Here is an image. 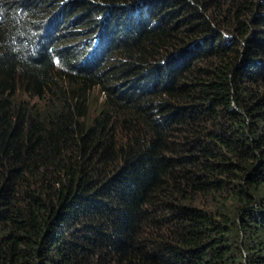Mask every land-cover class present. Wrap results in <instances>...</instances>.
Instances as JSON below:
<instances>
[{
	"label": "trees",
	"instance_id": "obj_1",
	"mask_svg": "<svg viewBox=\"0 0 264 264\" xmlns=\"http://www.w3.org/2000/svg\"><path fill=\"white\" fill-rule=\"evenodd\" d=\"M0 15V264H264V0Z\"/></svg>",
	"mask_w": 264,
	"mask_h": 264
},
{
	"label": "clouds",
	"instance_id": "obj_2",
	"mask_svg": "<svg viewBox=\"0 0 264 264\" xmlns=\"http://www.w3.org/2000/svg\"><path fill=\"white\" fill-rule=\"evenodd\" d=\"M1 17L2 16L0 15V22H1ZM96 40H98V39H96ZM88 44H89V42L85 43V44H81V46L79 47L81 50V54L85 50V48L87 47ZM91 50L83 54V55H85V54L87 55L88 60L94 59L97 56L98 46L91 48ZM55 62L57 65H59V63H60L59 59H57Z\"/></svg>",
	"mask_w": 264,
	"mask_h": 264
},
{
	"label": "rangeland",
	"instance_id": "obj_3",
	"mask_svg": "<svg viewBox=\"0 0 264 264\" xmlns=\"http://www.w3.org/2000/svg\"><path fill=\"white\" fill-rule=\"evenodd\" d=\"M101 101L100 95L99 93H95V95H93L91 102H92V106L95 107L96 105H99Z\"/></svg>",
	"mask_w": 264,
	"mask_h": 264
}]
</instances>
